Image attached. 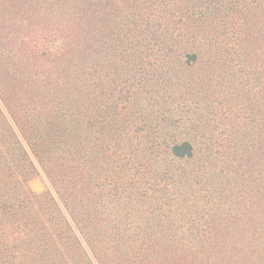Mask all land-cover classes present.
Returning a JSON list of instances; mask_svg holds the SVG:
<instances>
[{
  "label": "trees",
  "instance_id": "16d2710c",
  "mask_svg": "<svg viewBox=\"0 0 264 264\" xmlns=\"http://www.w3.org/2000/svg\"><path fill=\"white\" fill-rule=\"evenodd\" d=\"M0 264H264V0H0Z\"/></svg>",
  "mask_w": 264,
  "mask_h": 264
},
{
  "label": "rangeland",
  "instance_id": "374dc122",
  "mask_svg": "<svg viewBox=\"0 0 264 264\" xmlns=\"http://www.w3.org/2000/svg\"><path fill=\"white\" fill-rule=\"evenodd\" d=\"M47 185H48V180L44 172L40 168V175L31 182V187L36 192H42L46 189Z\"/></svg>",
  "mask_w": 264,
  "mask_h": 264
}]
</instances>
